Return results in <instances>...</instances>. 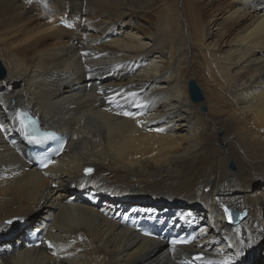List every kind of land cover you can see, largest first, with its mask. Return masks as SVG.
I'll return each instance as SVG.
<instances>
[{
    "label": "bare ground",
    "instance_id": "1",
    "mask_svg": "<svg viewBox=\"0 0 264 264\" xmlns=\"http://www.w3.org/2000/svg\"><path fill=\"white\" fill-rule=\"evenodd\" d=\"M0 62V264H264V0H0ZM21 109L68 138L47 169Z\"/></svg>",
    "mask_w": 264,
    "mask_h": 264
},
{
    "label": "rangeland",
    "instance_id": "2",
    "mask_svg": "<svg viewBox=\"0 0 264 264\" xmlns=\"http://www.w3.org/2000/svg\"><path fill=\"white\" fill-rule=\"evenodd\" d=\"M142 20V19H141ZM83 23H84V21H83ZM5 75V74H4ZM200 88V87H199ZM203 107H207V106H201L200 107V109L201 110H203L204 111V109H203ZM207 110H208V108H207ZM204 112H207L206 110L204 111ZM230 163L231 162H229L228 163V166L230 167ZM234 170H236V169H234ZM237 171V170H236ZM241 173V172H240ZM239 173V174H240ZM258 183H262V181L261 180H258L257 181V183L256 184H258ZM102 190V189H101ZM136 194L137 195H132V197H134V196H140V197H145V196H156V198H158V199H160V200H165L167 203H169V204H172V203H174V198L173 197H170V196H166V197H162L161 195H165L164 193H160V192H146V191H144V190H142V191H140V192H136ZM71 196H74L75 194H70ZM69 195V196H70ZM68 196V197H69ZM193 205H198V204H193ZM140 212H142V210L140 211ZM44 214V212L42 211L41 213H39V215L41 216V215H43ZM263 214H264V212H263ZM133 219V218H132ZM3 224H1L2 225V228L0 229V234H9V233H12V232H14V231H17V230H19L20 229V226H21V221H20V219H14V220H5V221H3L2 222ZM201 225H202V223H201ZM264 231V228L262 229V232ZM181 232L183 233L184 231H182L181 230ZM201 233V232H200ZM264 233H262V235H259L258 237H259V239L260 238H264V235H263ZM263 236V237H262ZM26 240V239H25ZM251 243H253V244H251V245H249V247H248V244H247V240H245V239H243L242 241H241V246H240V249H239V255L241 256V257H245V254H248V253H250V252H252V250H253V248L256 246L255 245V243H254V239H252L251 240ZM259 259V258H258ZM206 262V260H204L203 262H201V263H205Z\"/></svg>",
    "mask_w": 264,
    "mask_h": 264
},
{
    "label": "water",
    "instance_id": "3",
    "mask_svg": "<svg viewBox=\"0 0 264 264\" xmlns=\"http://www.w3.org/2000/svg\"><path fill=\"white\" fill-rule=\"evenodd\" d=\"M3 75H4V69H3V66L0 62V78ZM189 86H190V94H191L193 101L194 102H200L203 99L204 95L202 94V91L199 88V86L196 84L195 81H190ZM203 109H205V107H203ZM263 251H264V248H263Z\"/></svg>",
    "mask_w": 264,
    "mask_h": 264
},
{
    "label": "snow or ice",
    "instance_id": "4",
    "mask_svg": "<svg viewBox=\"0 0 264 264\" xmlns=\"http://www.w3.org/2000/svg\"><path fill=\"white\" fill-rule=\"evenodd\" d=\"M125 114L128 115V113H125ZM2 130H3V127L0 126V131H2ZM51 135H53V134L49 133V134H48L47 136H45L44 138L47 139L48 136H51ZM85 171H86V174H90L93 170L89 168V169H86ZM223 207H224V212H225L226 214H228L229 218L231 219V213H230L229 209L227 208V206H223ZM174 243H180V241H177V242H174ZM51 246H52V245L49 244V247H51ZM196 259H202V257L197 256Z\"/></svg>",
    "mask_w": 264,
    "mask_h": 264
}]
</instances>
